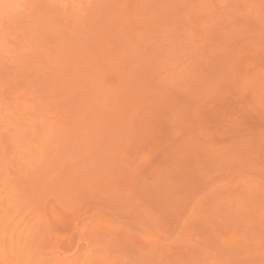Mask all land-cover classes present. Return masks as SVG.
I'll return each instance as SVG.
<instances>
[{"label": "rangeland", "instance_id": "rangeland-1", "mask_svg": "<svg viewBox=\"0 0 264 264\" xmlns=\"http://www.w3.org/2000/svg\"><path fill=\"white\" fill-rule=\"evenodd\" d=\"M102 73L124 98L145 91L125 111L142 146L107 175L132 195L120 205L95 187L112 146L109 109L91 108ZM263 203L264 0H0L3 264H264Z\"/></svg>", "mask_w": 264, "mask_h": 264}, {"label": "bare ground", "instance_id": "bare-ground-1", "mask_svg": "<svg viewBox=\"0 0 264 264\" xmlns=\"http://www.w3.org/2000/svg\"><path fill=\"white\" fill-rule=\"evenodd\" d=\"M14 2V1H13ZM129 6V5H128ZM207 7V6H206ZM22 8V7H21ZM80 8V7H79ZM126 8H128V7H126ZM204 9H205V7H204ZM207 9V8H206ZM115 10H117V9H115ZM208 10V9H207ZM207 10H205V11H207ZM17 11V10H16ZM21 10H19V11H17V12H20ZM101 11V10H100ZM111 11V10H110ZM201 11V10H200ZM217 11V10H216ZM95 12V11H94ZM108 12V11H107ZM118 13H119V11H117ZM141 12V11H140ZM117 13V14H118ZM203 13V12H202ZM213 13V12H212ZM104 14V13H103ZM110 14V13H109ZM114 14V13H113ZM117 14L115 13L113 16H115L114 18L112 17V19H113V21H112V25H111V27H110V25H109V28H114V25L117 27V25L119 26V24H117V22H118V16H119V14H118V16H117ZM121 14V13H120ZM126 14H124L123 16H125ZM121 16V15H120ZM119 16V17H120ZM128 15H126L125 17L126 18H128L127 17ZM131 15H129V17H130ZM142 16V15H141ZM218 16V15H217ZM70 18V17H69ZM118 18V19H117ZM123 19H124V17H122ZM124 19V20H128V19ZM132 18V17H131ZM130 18V19H131ZM134 18V17H133ZM132 18V19H133ZM139 18V17H138ZM9 19V18H8ZM116 19V20H115ZM130 19H129V22H130ZM223 19V18H222ZM122 21L123 22V24L125 23V21ZM152 20V19H151ZM224 20V19H223ZM10 21V20H9ZM107 21V20H106ZM146 21V20H145ZM144 21V22H145ZM149 22H150V20H148ZM91 22V21H90ZM141 22V21H140ZM148 22V23H149ZM87 23V22H86ZM121 23V22H120ZM122 24V25H123ZM126 24V23H125ZM124 24V25H125ZM154 24V23H153ZM113 26V27H112ZM204 27V26H203ZM227 27V26H226ZM260 27V26H259ZM124 28V27H123ZM126 28V27H125ZM122 29V28H121ZM131 29V28H130ZM32 30V29H31ZM126 30H127V28H126ZM32 31H34V29L32 30ZM115 31V30H114ZM128 31V30H127ZM130 31V30H129ZM128 31V32H129ZM113 32V31H112ZM120 32H121V30H120ZM125 32V31H124ZM127 32V33H128ZM131 32H132V30H131ZM130 32V33H131ZM135 32V31H134ZM122 33V32H121ZM129 33V34H130ZM125 34H126V32H125ZM124 33L122 34V36L123 35H125ZM208 35V34H207ZM116 36V35H115ZM124 37V36H123ZM131 37H132V35H131ZM203 37V36H202ZM34 38V37H33ZM41 38V37H40ZM119 38H121V37H119ZM124 39V38H123ZM130 39V38H129ZM132 39V38H131ZM130 39V40H131ZM259 39V38H258ZM134 40H136V42L138 41V39H134ZM37 41V40H36ZM239 41V40H238ZM80 42V41H79ZM93 42V41H92ZM127 42V41H126ZM129 42H127V45H126V43H123L124 45H126V47H129V49H130V46H129V44H128ZM132 43H133V41H132ZM139 43V42H138ZM29 44V43H28ZM134 44V43H133ZM88 45V44H87ZM138 45V44H137ZM136 45V46H137ZM43 46V45H42ZM96 46V45H95ZM103 46V45H102ZM110 46V45H109ZM29 47V46H28ZM28 47H26V49L28 48ZM39 47H40V45H39ZM100 47V46H99ZM111 47V46H110ZM87 48V47H86ZM198 48V47H197ZM242 48V47H241ZM5 49V48H4ZM63 49V48H62ZM69 49V48H68ZM84 49V48H83ZM82 49V50H83ZM112 49H114V48H112ZM126 49V48H125ZM119 50V49H118ZM64 51V50H63ZM68 51V50H67ZM76 51V50H75ZM110 51V50H109ZM108 51V52H109ZM238 51V50H237ZM60 52V51H59ZM112 52V51H111ZM121 53H123V51L121 52ZM91 54V53H90ZM105 54H107V52L105 53ZM111 54V53H110ZM124 54V53H123ZM224 54V53H223ZM25 55V54H24ZM81 55V54H80ZM100 55V54H99ZM99 55H98V57H99ZM108 55V54H107ZM128 55V54H127ZM218 55V54H217ZM23 55L21 54V57H20V59L22 58V60H23V57H22ZM93 56V57H92ZM95 55H93V53L91 54V57H90V55H89V57H88V59H90V58H95L94 57ZM105 56V55H104ZM102 54L100 55V57L98 58L99 60L101 59L102 61L105 59V57H104ZM1 57H2V55H1ZM60 57V56H59ZM118 57H119V55H118ZM118 57H115V58H118ZM219 57V56H218ZM235 57H237V56H235ZM107 58V57H106ZM109 58H111V57H109ZM195 58V57H194ZM98 59H97V61H98ZM119 60H121L120 58H118ZM123 59V58H122ZM200 59V58H199ZM91 61H92V59H90ZM90 60L88 61H86V62H84V64H86L87 62H88V64H90ZM99 61L100 63L102 62V61ZM117 60V59H116ZM234 60V59H233ZM21 61V60H20ZM19 61V62H20ZM84 61V60H83ZM95 62H97L96 60H94ZM93 61V63H95ZM106 61V60H105ZM109 61V60H108ZM111 61V60H110ZM231 61V60H230ZM237 61H239V60H237ZM104 62V61H103ZM102 62V63H103ZM113 62H115V61H113ZM59 63V62H58ZM93 63H91L90 65L91 66H95ZM101 63V64H102ZM201 63V62H200ZM236 63V62H235ZM21 64V63H20ZM72 63H70L69 65H71ZM118 64V63H117ZM129 64V63H128ZM89 65V66H90ZM130 65V64H129ZM198 65V64H197ZM212 65V64H211ZM86 67H88L87 65H85ZM90 66V67H91ZM103 66V65H102ZM102 66L100 65V68H102ZM105 66H107V64H105ZM118 66V65H117ZM131 66V65H130ZM134 66V65H133ZM132 66V67H133ZM90 67H88L89 69H90ZM97 67H99V66H97ZM104 67V66H103ZM109 67V66H108ZM94 68V67H93ZM112 68V67H111ZM118 68V67H117ZM120 68V67H119ZM198 68V67H197ZM71 69H72V67H71ZM103 70L105 69V68H102ZM113 69V68H112ZM194 69V68H193ZM91 70H92V68H91ZM101 70V69H100ZM108 70V69H107ZM119 70H121V69H119ZM83 71V70H82ZM96 71H98V69L96 70ZM95 71V72H96ZM102 71V70H101ZM99 72V71H98ZM103 72H105V71H103ZM198 72V71H197ZM114 73V72H113ZM193 73V72H192ZM109 74V73H108ZM195 74V73H194ZM193 74V75H194ZM71 76V75H70ZM74 76V75H73ZM72 77V76H71ZM75 77V76H74ZM100 77H104V73H102V74H100V75H96L95 76V80H94V82H93V84H92V88H93V95H91V99L93 100L92 101V107L91 108H97L98 107V105L99 106H101V107H103L104 109H109V111L108 112H111L112 110V114L111 113H108L107 112V115H108V118L110 119V117L112 116V118H113V121H112V126L111 127H108L105 131H107V130H109L108 131V133H107V135H106V138H108L109 140H111V142H110V145H112V146H110L109 147V151H113L112 153H110L109 151H107L105 154H107L108 156L110 155V159H109V161H111V162H109L108 164H107V168H106V163L105 164H103L104 165V167L106 168V169H104V167H99L98 169H99V172H98V169L96 170L97 172H95L94 173V175H99V177L101 176L102 178L100 179L99 178V181L97 180L96 182H95V187H97L96 185H97V183H100L98 186H103V185H106L105 186V188H107L108 190H109V192L111 193V196L110 197H108L109 195H108V193H107V191L108 190H106V196L108 197V198H111V200L112 199H115V198H113V196H112V194L113 195H118V198H116L117 200H119V202H117L118 204L120 203V198H119V194H120V196H122L124 199H121V202L123 201V202H126V201H128V198L129 197H127V195H131V194H129L128 192H126V191H123L122 193H123V195L125 194V193H128L127 195H121V193L118 191L117 192V190H116V188L113 186V185H115V182L117 183V181L116 180H114V179H116V177L115 178H112V176L110 177V178H112V180L113 181H115L114 182V184H113V182L112 181H110V178L109 177H107V175L108 174H110L111 173V171H112V173L114 174L115 172H114V170H116V172L118 171H122V169H124L125 170V165H123V164H120V166L122 167V165H123V168H119V166H118V163H120V161H119V158H118V160H117V158H116V156L118 157H120V155H121V153L124 151V150H127V149H129L130 148V146L131 145H135V144H139V146H142V142H141V145H140V142H135V141H137L136 139H137V137L134 135V134H136V133H138V131L140 130V132H141V130L143 131L144 129H142V127H140L139 125H137V128L139 127L140 129L138 130L135 126V124L133 123H126V121H127V116L129 115V114H127L125 111L128 109V112L129 113H131L132 115H133V111L135 112L136 110H135V108H134V102H137V100L136 99H138V96L139 95H141V93L138 95V93L139 92H142L143 90H139L137 93L135 92V91H137L136 89L133 91V90H131L132 92V94H134L135 95V98H133L134 96H132L131 98L133 99V101L130 99V97H123L124 95H125V93L124 94H119V89L117 88V86H119L118 84H117V82H118V79L116 78V80H115V78H111V80L114 82V84H112V86L110 87H108V86H106L105 87V85H103L102 84V82L99 80V78ZM125 77V76H124ZM78 78V77H77ZM103 79V78H102ZM181 80V79H180ZM198 80V79H197ZM217 80V79H216ZM103 83H105V82H103ZM130 83V82H129ZM181 83V82H180ZM180 83H177V88L178 89H175L174 88V90L176 91H179V92H182V89L184 90V88L186 87H184V83L182 84H180ZM117 84V85H116ZM218 84H220V83H218ZM152 85V84H151ZM163 86V88H162V90L164 91V89H165V91L164 92H166V87L164 88V84H162ZM181 85H183V88H182V86ZM192 85V84H191ZM150 87V86H149ZM201 88V87H200ZM202 90H203V88H201ZM150 90H152V88H150ZM174 90H173V88H172V92H174ZM192 90V89H191ZM197 90V89H196ZM200 90V89H199ZM199 90L196 92V95L197 96H200V94L202 95L203 93H202V91H201V93L199 94ZM205 91H206V89H204ZM168 91V90H167ZM176 91V92H177ZM193 91V90H192ZM134 92V93H133ZM143 92H145V91H143ZM142 92V94L144 95V93ZM172 92H170V93H172ZM91 93V92H90ZM115 93H118V94H115ZM56 94V93H55ZM110 94H113L114 96H111L110 97ZM127 94H130V93H127ZM178 94V93H177ZM183 94V93H182ZM146 95V94H145ZM165 95H167V94H165ZM173 95V94H172ZM184 95V94H183ZM185 95H186V93H185ZM127 96V95H126ZM143 97H146V96H143ZM167 97H168V95H167ZM175 97V96H174ZM185 97V96H184ZM148 98H149V96H148ZM199 98V97H198ZM129 99V100H128ZM189 99V98H188ZM188 99H184L185 101L186 100H188ZM192 98H191V96H190V100H191ZM131 100V101H130ZM189 100V101H190ZM195 100H196V98H195ZM199 100V99H198ZM198 100H196V102L198 101ZM138 101H141L142 103H144L145 101L144 100H142L141 98H139L138 99ZM160 101V100H159ZM182 101V100H181ZM192 101V100H191ZM161 102V101H160ZM187 102V101H186ZM172 103V102H171ZM170 102H169V105L171 104ZM177 104H178V106L181 108V110H183L185 107H186V105H184L183 106V104H182V102H176ZM139 104V103H138ZM146 104H147V101H146ZM173 104H174V102H173ZM173 104L171 105V109H172V106H173ZM176 104V105H177ZM185 104V103H184ZM187 104V103H186ZM189 104H191V103H188V105ZM182 105V106H181ZM165 106V105H164ZM100 107V108H101ZM165 108V107H164ZM254 108V107H253ZM98 109V108H97ZM167 109V108H166ZM174 109V108H173ZM101 111V110H100ZM176 111V110H175ZM223 111V110H222ZM84 112V111H83ZM179 112V111H178ZM93 113H95V112H93ZM99 113V112H98ZM103 113V112H102ZM137 113V112H136ZM141 113V112H140ZM176 113V112H175ZM101 113H99V115H100ZM109 114H111V115H109ZM135 114V113H134ZM143 114V113H142ZM180 114V113H179ZM103 115H104V113H103ZM114 115L116 116V118L114 117ZM144 115V114H143ZM142 115V116H143ZM91 116H93V115H91ZM138 116H140L139 114L137 115V117ZM144 116H147V114H145ZM84 117V116H83ZM96 117V116H95ZM3 120V119H2ZM44 120V119H43ZM143 120V119H142ZM174 120V119H173ZM4 121V120H3ZM146 121H147V119H146ZM10 122V121H9ZM9 122H8V124H9ZM42 122V121H41ZM84 122V121H83ZM139 123L138 124H142V121H138ZM13 123H15V122H12V123H10V125H12ZM175 123H179L178 122V120H176L175 119V121H174V125H175ZM6 124V123H5ZM4 124V125H5ZM74 124V123H73ZM143 124H144V120H143ZM14 125V124H13ZM173 125V126H174ZM181 126V125H180ZM175 127V126H174ZM178 127H179V125H178ZM144 128V127H143ZM14 129V128H13ZM199 130V129H198ZM12 131V130H11ZM180 131H181V129H180ZM87 132V131H86ZM92 132V131H91ZM97 133V132H96ZM143 133V132H142ZM141 133V134H142ZM183 134H185V133H183ZM137 135V134H136ZM92 136V135H91ZM90 137V136H89ZM136 137V138H135ZM182 136H180V138H181ZM185 137V136H184ZM105 138V139H106ZM140 138V137H139ZM143 139L145 140V139H147V138H144V137H142L140 140H142L143 141ZM178 140H179V138H177ZM182 139V138H181ZM199 139V138H198ZM96 140V139H95ZM104 140V139H103ZM107 140V139H106ZM3 141H4V136H3ZM97 141V140H96ZM101 141V140H100ZM133 141L135 142L134 144H133ZM84 142V141H83ZM98 143H99V141H97ZM145 142H147V143H149L148 141H146L145 140ZM152 142V141H151ZM147 143H145L146 145H148L147 147H149V144H147ZM102 144V143H101ZM108 144V143H107ZM3 145V144H2ZM144 145V144H143ZM154 146V145H153ZM152 146V147H153ZM107 147V146H106ZM155 147V146H154ZM145 148V147H144ZM185 148V147H184ZM186 148H188V146L186 147ZM189 148H190V146H189ZM115 149H117V151H114ZM146 149H152L151 147L150 148H146ZM46 150V149H45ZM187 150V149H186ZM184 151H185V149H184ZM102 152V151H101ZM110 154H109V153ZM176 152H177V150H176ZM187 152V151H186ZM192 152V151H191ZM191 152H189V153H191ZM204 152L205 151H203L202 153L204 154ZM184 153V152H183ZM201 153V152H200ZM207 153V152H206ZM76 154V153H75ZM89 154V153H88ZM111 154H112V156H111ZM170 154H171V152H170ZM175 154H177V153H175ZM174 154V155H175ZM173 155V156H174ZM183 155H186V154H183ZM207 155V154H206ZM34 156V155H33ZM115 157V158H114ZM169 157V156H168ZM175 157H177V159H178V157H179V155H175ZM185 156H183L182 157V159L184 158ZM207 157H209L210 158V156H209V154H208V156ZM169 158H173V157H171V155H170V157ZM180 158V157H179ZM228 158V157H227ZM9 159V158H8ZM34 159V158H33ZM174 159V158H173ZM94 160V159H93ZM102 160V159H101ZM175 160V159H174ZM45 161V160H44ZM103 161V160H102ZM104 161H106V160H104ZM176 161V160H175ZM179 161H180V159H179ZM182 161V160H181ZM27 162V161H26ZM28 162H29V160H28ZM93 162V161H92ZM108 162V161H107ZM117 162V163H116ZM122 162V161H121ZM172 162V161H171ZM115 163V164H114ZM23 164V163H22ZM24 164H25V166H24V168L26 167V163L24 162ZM28 164V163H27ZM95 164V163H94ZM99 164V163H98ZM102 165V166H103ZM110 165V166H109ZM173 165V164H172ZM177 165V164H176ZM27 166H30V164L29 165H27ZM66 166V165H65ZM46 167V166H45ZM96 167H97V165H96ZM173 167V166H172ZM171 167V168H172ZM180 167V166H179ZM102 168V169H101ZM110 168H112V169H110ZM128 168V167H127ZM175 168L177 169V167L175 166ZM22 169V168H21ZM104 169V170H103ZM120 169V170H119ZM167 169V168H166ZM174 169V168H173ZM27 170V169H26ZM30 170V169H29ZM38 170V169H37ZM102 170V171H101ZM111 170V171H110ZM231 170V169H230ZM108 171L109 173H106V172ZM171 171V170H170ZM173 171V170H172ZM204 171V170H203ZM124 172V171H123ZM127 172V171H126ZM129 172V171H128ZM174 172V171H173ZM29 173V172H28ZM75 173V172H74ZM78 173V172H77ZM101 173H103V175H100ZM111 173V174H112ZM120 173V172H119ZM172 173V172H171ZM202 173V172H201ZM69 174H71V173H69ZM124 174V173H123ZM166 174V173H165ZM174 174V173H173ZM34 175V174H33ZM44 175V174H43ZM131 175V174H130ZM187 175V174H186ZM198 175V174H197ZM212 175V174H211ZM74 175H72V176H70L71 178L73 177ZM109 176V175H108ZM126 176V175H125ZM132 176V175H131ZM170 176H172V175H170ZM174 176H175V174H174ZM173 176V177H174ZM179 176V175H178ZM128 177V176H127ZM173 177L171 178V179H173ZM197 177V176H196ZM74 178V177H73ZM84 178V177H83ZM107 178H109V179H107ZM121 178V177H120ZM125 178V177H124ZM176 178H177V176H176ZM176 178H174V179H176ZM213 178V177H212ZM217 178H218V176H217ZM76 179H78V178H76ZM98 179V178H97ZM122 179V178H121ZM164 179V178H163ZM236 179H238V178H236ZM38 180H40V179H38ZM123 181H124V179H123ZM184 181H185V179H184ZM62 182H64V181H62ZM79 182V181H78ZM80 182H83V180L81 179L80 180ZM90 182V181H89ZM89 182H87V183H89ZM166 182H168V181H166ZM171 182H173V180L171 181ZM171 182H170V184L169 185H171ZM176 182H177V180H176ZM212 182V181H211ZM50 183V182H49ZM84 183V182H83ZM160 183V182H159ZM158 182H157V184H159ZM180 183V182H179ZM252 183V182H251ZM168 184V183H167ZM177 184H178V182H177ZM45 185V184H44ZM70 185H71V183H70ZM72 185H73V183H72ZM81 186L80 187H82L81 188V190H84L85 191V189H91V188H95V187H93V186H87V188L86 187H84L85 186V183L84 184H80ZM82 185H84V186H82ZM168 185V186H169ZM180 185V184H179ZM179 185H177V186H179ZM65 186V185H64ZM64 186L62 187V188H64ZM156 186H160V185H156ZM166 187V184L164 183V185L162 184V187ZM175 186V184L174 183H172V189H173V187ZM211 186V185H210ZM52 187V186H51ZM60 187V186H59ZM66 187V186H65ZM67 187H68V189H70L69 187L70 186H68L67 185ZM73 187H75L74 185H73ZM72 187V188H73ZM77 187V186H76ZM116 187H117V189L119 188V184L118 185H116ZM247 187H248V185H247ZM254 187V185H251V184H249V188H250V190H251V188H253ZM62 188H60L61 190H62ZM104 188V189H105ZM155 188V187H154ZM158 188H161V187H158ZM210 188V187H209ZM240 188V187H239ZM40 189V188H39ZM66 190H68L67 188H65ZM74 189V188H73ZM72 189V190H73ZM126 189V188H125ZM124 189V190H125ZM162 190H163V188H161ZM169 189H171V188H169ZM175 190H177L178 189V187H177V189L176 188H174ZM173 189V190H174ZM254 189V188H253ZM252 189V190H253ZM259 189V188H258ZM71 189H70V191H72ZM80 190V191H81ZM119 190H121V187H120V189ZM122 190H123V188H122ZM157 190V189H156ZM238 190V189H237ZM256 190V188L254 189V191ZM63 191V190H62ZM151 191H153V190H151L150 189V193H152ZM218 191V190H217ZM226 191V190H225ZM36 192V191H35ZM58 192V191H57ZM61 192V191H60ZM82 192V191H81ZM88 192V191H87ZM130 192V191H129ZM171 192V191H170ZM149 193V192H148ZM200 193V192H199ZM238 193V192H237ZM50 194V193H49ZM52 194V193H51ZM68 194H69V192H68ZM90 194V193H89ZM153 194V193H152ZM197 194V193H196ZM47 195V194H46ZM154 195V194H153ZM190 195V194H189ZM188 195V196H189ZM61 196V195H60ZM132 196V195H131ZM232 197V196H231ZM127 198V199H126ZM215 198V197H214ZM78 199V198H77ZM107 199V198H106ZM126 199V200H125ZM130 199H132V198H130ZM129 199V200H130ZM193 199V198H192ZM191 199V200H192ZM117 200H115V202L117 201ZM122 202V203H123ZM129 202V201H128ZM38 203V202H37ZM116 203V204H117ZM140 204V203H139ZM264 204V203H263ZM60 205V204H59ZM120 205V204H119ZM122 205V204H121ZM125 206V205H124ZM263 206V205H262ZM119 207V206H118ZM140 207V206H139ZM263 208H264V206H263ZM263 208H261V209H263ZM90 209V208H89ZM156 209V208H155ZM92 210V209H91ZM96 210V209H95ZM100 210V209H99ZM264 211V210H263ZM188 212V211H187ZM116 213V212H115ZM157 213V212H156ZM263 213V212H262ZM96 216V215H95ZM262 216V215H261ZM261 216H259V217H261ZM263 217V216H262ZM131 218V217H130ZM256 219V218H255ZM260 219H262V218H260ZM54 220V219H53ZM105 220V219H104ZM255 222H256V220H255ZM258 222V221H257ZM180 223V222H179ZM153 224V223H152ZM18 225L19 224H17V226H15V227H18ZM178 225V224H177ZM253 225H254V223H253ZM257 225H258V223H257ZM157 226V225H156ZM256 226V225H255ZM260 226V225H259ZM258 226V227H259ZM260 228V227H259ZM261 228H262V226H261ZM257 229V228H256ZM256 229H254V231L256 230ZM262 229H264V228H262ZM9 230V228L7 229V231ZM17 230V229H16ZM24 230V229H23ZM26 230V229H25ZM260 229H257V231H259ZM142 231V230H141ZM19 232V231H18ZM87 232V231H86ZM259 232H261V231H259ZM259 232H258V234H259ZM264 232V231H263ZM255 233H256V231H255ZM258 234H256V235H258ZM262 233H260V235H261ZM23 235V234H22ZM11 236V235H10ZM81 236V235H80ZM263 236H264V234H263ZM26 237V236H25ZM13 238H14V236H13ZM87 238V237H86ZM9 239H10V237H9ZM26 239V238H25ZM11 240H12V238H11ZM10 240V241H11ZM17 241V240H16ZM226 241V240H225ZM12 242V241H11ZM91 242V241H90ZM12 244V243H11ZM18 244V243H17ZM13 245V244H12ZM17 246V245H16ZM24 246V245H23ZM22 246V249L24 248ZM6 247V248H5ZM0 248H1V246H0ZM6 249H8L7 248V246L6 245H4V248L2 249H0V257H2V254L5 256V254H4V252L8 255V251L6 252ZM18 250H20V246H19V244H18V247H17V252H18ZM22 252V251H21ZM30 252V251H29ZM12 253H13V250H12ZM30 253H32V252H30ZM36 253V252H35ZM18 254H20V251H19V253H17V255L16 256H14V254H12L11 256L12 257H17V259H19V255ZM24 254V253H23ZM246 255V254H245ZM3 256V257H4ZM9 256V255H8ZM20 256H22L21 254H20ZM42 256V255H41ZM2 257V259L0 258V264L5 260V257L3 258ZM25 257H27V256H25ZM33 257V256H32ZM23 258V257H22ZM21 258V259H22ZM30 259V258H29ZM15 260V259H14ZM44 260V259H43ZM18 261V260H17ZM223 261V260H222ZM25 262V261H24ZM51 262V261H50ZM52 262H53V260H52ZM59 262V261H58ZM3 264V263H2ZM16 264H18V262L16 263ZM20 264H22V260H21V263ZM23 264H25V263H23ZM26 264H29L28 262H26ZM43 264V263H42ZM51 264V263H50Z\"/></svg>", "mask_w": 264, "mask_h": 264}]
</instances>
